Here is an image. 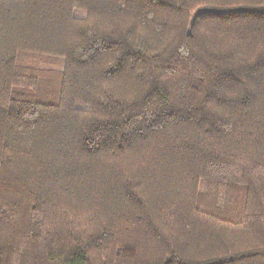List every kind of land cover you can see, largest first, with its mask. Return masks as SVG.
Returning a JSON list of instances; mask_svg holds the SVG:
<instances>
[{"label":"trees","instance_id":"1","mask_svg":"<svg viewBox=\"0 0 264 264\" xmlns=\"http://www.w3.org/2000/svg\"><path fill=\"white\" fill-rule=\"evenodd\" d=\"M0 264H264V0H0Z\"/></svg>","mask_w":264,"mask_h":264},{"label":"rangeland","instance_id":"2","mask_svg":"<svg viewBox=\"0 0 264 264\" xmlns=\"http://www.w3.org/2000/svg\"><path fill=\"white\" fill-rule=\"evenodd\" d=\"M53 61H56L57 62V59H53ZM31 96H33L35 99H37V100H39V99H41V96L40 95H38L37 93H29Z\"/></svg>","mask_w":264,"mask_h":264}]
</instances>
